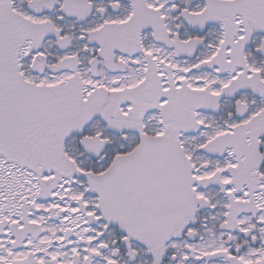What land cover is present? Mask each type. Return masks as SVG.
Here are the masks:
<instances>
[{
  "label": "snow or ice",
  "instance_id": "snow-or-ice-1",
  "mask_svg": "<svg viewBox=\"0 0 264 264\" xmlns=\"http://www.w3.org/2000/svg\"><path fill=\"white\" fill-rule=\"evenodd\" d=\"M0 264H264V0H0Z\"/></svg>",
  "mask_w": 264,
  "mask_h": 264
}]
</instances>
